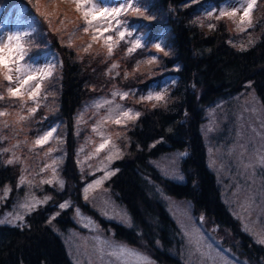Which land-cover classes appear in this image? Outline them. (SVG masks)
Listing matches in <instances>:
<instances>
[{"label": "trees", "instance_id": "trees-1", "mask_svg": "<svg viewBox=\"0 0 264 264\" xmlns=\"http://www.w3.org/2000/svg\"><path fill=\"white\" fill-rule=\"evenodd\" d=\"M0 1H22L34 10L37 3V0ZM143 1L155 19L143 17L142 23L161 25L157 32L164 25L168 27L164 48L167 47L169 55L159 57L158 67L143 63L137 68L133 56L120 64L110 56L87 54L75 37L66 31L59 37L47 26L25 40L26 49L33 54L52 47L61 55L62 68L52 85L61 118H69L85 97L91 92H102L111 81L123 86L143 85L151 70L159 75L174 66L178 68L179 83L166 99L155 106L142 103L139 107L142 112L128 132V153L115 163L118 171L107 181L115 199L125 204L132 226L100 220L111 225L117 237L147 249L159 263L184 264V242L179 228L159 199L150 177L161 181L151 164L153 158L169 150L187 149L188 155L182 160L186 181L164 180L166 191L189 199L195 213H203L210 225L215 222L220 228L226 227L232 238L230 246L246 258L243 264H264V248L242 229L239 219L221 198L220 183L207 165L205 145L198 130L207 106L245 90L247 83L254 88L264 108V0L253 14L252 24L238 33L230 31L223 18L207 14L202 0L190 5L185 0ZM148 14L146 11L145 15ZM59 29L61 34L64 28ZM112 64L117 67L113 69ZM263 168L258 166L264 174ZM61 173L63 190L45 187L52 196L49 204L26 214L22 226L0 225V264H73L59 233L48 223L51 209L59 202L69 197L77 203L81 200L82 182L73 163L69 139ZM19 176V165L6 164L0 157V188L10 184L14 190ZM259 177L258 173L252 174L251 183L255 184ZM261 181L254 189L264 199V180ZM70 212L71 207L61 210L54 220L61 231L66 229L65 223L71 224Z\"/></svg>", "mask_w": 264, "mask_h": 264}, {"label": "rangeland", "instance_id": "rangeland-1", "mask_svg": "<svg viewBox=\"0 0 264 264\" xmlns=\"http://www.w3.org/2000/svg\"><path fill=\"white\" fill-rule=\"evenodd\" d=\"M124 2H131V0H102V3L110 6L118 5ZM233 6L239 7L237 0H225L222 3V10H225V12H230ZM36 8L52 28H57L60 26L65 27L66 30H70L72 28L70 23H76L75 18H73L72 21H65L62 19L63 17H71L72 13L68 11L67 8L58 4L55 0H37ZM213 9L214 7H212V10ZM20 11L21 8L19 6H15L3 20H0V34L15 31H29L31 22L29 20L20 19ZM82 11L83 10H81V12ZM73 16H76V14ZM242 16L243 11L241 10L237 12L235 17H232L233 22L239 29L245 28V26L249 23V17L245 18L243 23H241ZM102 20L103 17H98L97 21H94L93 23L98 24ZM113 24H115L114 21ZM98 31L101 32L103 29L101 28ZM91 37H93L92 33ZM100 43L104 44L101 39ZM103 48L105 51H108L107 45L104 44ZM26 61L27 60L22 61L21 63ZM32 61H34L35 66L43 68L49 62L54 64L55 59L53 56L46 54L45 56H41L38 59H34ZM54 70L55 68L53 69L52 73ZM37 79H39V76H37ZM171 80L175 81L176 78L172 76L170 78L167 77L162 81L159 87L156 85L152 86L149 91H152L153 94H164ZM42 83L43 81L40 83V101H43L40 93L44 89L42 87ZM33 84H35V81H30L29 85H25L24 88L21 89V94H27L25 89H28L30 85ZM12 87H16L15 80L13 81ZM0 95H3V91L0 92ZM5 96L10 97L7 91ZM117 98L124 101V99H121L120 95H117ZM228 99H230V97ZM104 101H112V103L107 104L104 103ZM21 103L23 109H20L19 107H0V111L7 113V115L1 117L7 118L9 122L15 124L12 130H8V127L3 125V128L0 131V139L8 140V145L16 147L21 144V142L16 140V137L26 136L27 140L23 146L20 147V150L25 154V156H29V154L33 152L32 147L34 146L35 142L31 141L30 137L28 136V131L33 127L28 128L29 123L24 125V114L29 112V108H37L39 106V101L35 99V101L32 100L27 103L24 102V99H22ZM93 104L95 107L93 109H88V111H91L98 116L97 121H95L94 124L92 123L88 133L85 131V127L87 125L86 121L91 116L86 115L85 113H78L77 117L75 118L74 133L76 134L78 140H81L82 138V142L80 144L82 146L76 155L79 167L82 170L89 171L90 173L101 170L103 173L107 174L110 172L109 169L111 160L115 157H118L122 151V136L119 135L121 130L119 129V126L124 124L127 120V118H124L120 115V110H111L116 109V106H120L121 110L133 109L134 111H138V106H122L123 104L114 101L112 98H101L95 101ZM97 104L100 106L97 107ZM46 105L47 103L44 106ZM40 108L41 107L39 106V109ZM53 116H55V113ZM21 117H23V119H21ZM116 118L121 119L120 124H116L114 122ZM228 118L231 119V131H229V133L225 136L228 144L227 150L224 152V150H221L223 145H215L214 139L218 130L220 131L221 122ZM52 129H54V126L46 130V132L51 131ZM201 130L207 145L210 165L218 166L222 174L225 176L231 172V167L234 168L233 174L230 175L229 182L223 183L229 205L238 214V217L241 219L244 227L255 235L257 233L259 235V240H264L263 232L258 228L257 223L251 217L252 207L247 183V179L250 181L251 177L245 176V173H250L252 167L255 169L256 164H258L264 156V117L259 104L252 98L250 92L246 95L238 96L235 99L232 98L230 100L218 102L215 106L208 109L206 122L202 125ZM44 134L45 132L41 136ZM14 135H16V137H14ZM90 135H95L97 140L92 139ZM59 137H61V134H59L57 139ZM33 138L37 140L39 137L35 138L33 136ZM55 138L56 132L53 131L52 136L48 138L47 142L43 143L42 145L35 144L40 150H44V152L37 154L39 159L41 158L39 161L40 165L36 170L32 169L27 171L24 174L25 183L23 185L19 183V185H39L40 181L37 178H33L31 175H28L30 172H36L37 170L40 171L37 174L38 178L47 177L49 180L55 182L61 179L58 172V166L61 158L63 157V151L59 145H49V142L54 143V140H57ZM101 143L105 144L103 149H99ZM117 152L119 155H117ZM109 157H111V159H109ZM35 160L29 156V159L26 163L30 165L31 163L33 164ZM179 164V157L176 153L167 154L155 161L157 169L164 177L181 181L183 179L180 178L182 177V174L179 170ZM99 179L101 180L99 176H96L95 178L94 176H91L90 181L84 188L88 187L89 184H93L94 186L89 189L87 194L88 199L86 201L84 198V202L87 203L94 211H96L103 219L129 226L131 224V217L125 204L115 200L112 197L109 189L106 186H103L104 180H102L101 184L95 185V181ZM29 187L31 188V186ZM34 188L35 187H33V189ZM9 192L7 195H4V191L0 192V202L3 198L9 195ZM24 194L26 195L16 204L15 207L8 209V211L3 212V214L0 215V220L8 221L14 215H24L27 211L20 207V205L25 203L26 197L34 196L36 199L42 200L46 196L44 193H40L41 195L32 193L31 190H28L27 186ZM173 198L174 197L171 195L165 196V199L169 203V209L171 212L175 210L181 214H184L190 211L186 203L183 201H174ZM260 203L261 202L257 200L256 206H258ZM57 212H59V210L55 211L53 215ZM84 215L90 219L89 222H82L80 218L76 217L75 212H73V219H75L78 224L77 230L73 231L72 234L68 233L67 241L60 235L65 245L67 242L66 248L68 246L70 253H73L75 264H145L143 259L144 257H146L151 262V264H156L154 261H152V258L148 254L134 246H130L119 241L115 237L111 226H103L91 214L84 213ZM124 216L128 218L127 222L123 219ZM191 218L194 219L193 216H191ZM188 220L189 219L186 218V222L181 221L179 224L182 231L189 236L192 245L201 251V257L209 259L212 258V262L210 264H231L230 261L224 262L222 260L223 255L228 252V249H220L219 245L216 244L220 240L216 236L217 231L214 233L210 230L207 231L203 226L205 237L209 238L208 243L203 239L204 235L202 234V226L198 223H196L195 226H189L187 222ZM258 225H260V223ZM113 244L125 245L128 249H131L133 252L139 253L141 255L136 256L132 255L130 252H122L119 248L112 247ZM212 245L213 247L211 248ZM109 251H112L114 254L110 255Z\"/></svg>", "mask_w": 264, "mask_h": 264}, {"label": "snow or ice", "instance_id": "snow-or-ice-1", "mask_svg": "<svg viewBox=\"0 0 264 264\" xmlns=\"http://www.w3.org/2000/svg\"><path fill=\"white\" fill-rule=\"evenodd\" d=\"M76 6L77 11H82L83 18L85 20V23L88 25V27L84 28V32H88L89 28L93 29H103V31L100 32V36H103L104 32H110L115 31L116 37H118L117 40H113V36L109 35L105 38L104 43L108 46V53L111 55L112 48L115 46V44H118L119 41L123 40L126 43L130 44V47L127 48V54H131L133 51H135L137 48H141L145 45H142V41L140 38L134 37V32L130 29V26L128 25L127 21L121 20L120 17L127 15L129 12L144 17L145 20H152L155 19L154 14L150 12L146 7H143L136 2V0H131V2H124L120 3L118 5H107L102 3V0H71ZM195 0H185L186 5H190L194 3ZM237 3H239V7H232V10L230 12H225V10H221L219 13V16L217 17L222 18L225 15L231 17H235L238 11H243V16L241 17V23L245 20V18L249 17V14L253 10L254 6L257 3V0H237ZM87 6V7H85ZM148 11L149 14L145 15V12ZM209 15H211V12H209ZM98 17H103V20L98 23L94 24V21H97ZM110 17V19H109ZM113 21L115 24H113ZM251 21L249 20V24ZM211 28L212 26L209 25ZM31 33L29 31H15V32H8L5 34H0V78H2L3 81L7 82L6 85V91L10 97H19L23 98L21 94V89L24 88L25 85H29L30 81H35V84L30 85L28 89H25V92L28 95L29 99H32L35 101L36 96L39 93L40 90V83L47 77L51 76L53 69L56 67L55 64L49 62L45 67L41 68L38 66H35L34 61L29 59L28 61L21 63L22 61H25V57L28 55L27 49L25 47V38L28 37ZM93 40L98 39L96 35H93ZM132 38V39H127ZM112 41V44H109V42ZM70 46V45H69ZM90 48L91 45H88ZM155 48L158 52H163L164 56H168L169 52L165 51L164 48L160 43L155 44ZM87 51V49H85ZM157 58L152 57L147 63H153ZM116 64H112V68H116ZM139 65H137V68ZM15 74V76H14ZM37 76H39V79H37ZM16 82V87H12L13 81ZM195 87V85H193ZM248 87H251L249 84ZM130 94L134 95L135 93H129V92H123L120 93L119 91H113L112 96L115 97L117 95H120L121 99H124L128 97ZM3 95H0V100H3ZM141 100H148V101H161L164 99L163 93H155L153 94L152 91H149L146 96L141 95ZM104 103L111 104L112 101H104ZM97 107L100 105L97 104ZM155 106V105H154ZM21 107H23L21 105ZM120 110V115L127 119H135L140 116L139 111H134L133 109H127V110H121L120 106H116V109H113L111 111ZM29 113H34L36 111V108H29ZM7 115L6 112L0 111V116ZM23 119V117H21ZM116 124L121 123L120 118H116L114 121ZM7 126V125H6ZM95 130V129H94ZM55 131V129H52L51 131L45 132V134L41 137H39L35 144L42 145L43 143L47 142L48 138L52 136V132ZM154 146V145H153ZM105 147L104 143H101L99 146V149H103ZM98 149V151H99ZM4 151H9V149H4ZM117 155L119 153L117 152ZM180 156H186L187 153H180ZM111 159V157H109ZM8 164L14 163V160L9 159L7 161ZM261 163L264 164V159H261ZM114 172H108L106 175H114ZM55 175V173H54ZM183 179V177H180ZM101 180H96L95 185L101 184ZM19 183L23 185L25 183V177L21 175L19 177ZM40 183H48L51 184L52 180H41ZM57 183L59 184V188L63 190L64 188V181L62 179L57 180ZM31 186V184L29 185ZM94 185L89 184L88 187L84 188V198L87 201L88 199V191L90 188H92ZM10 191V189L5 188L4 189V195H7V193ZM49 200H51V196L46 195L42 200L36 199L34 196L26 197L25 203L20 205V207L24 208L25 211H32L35 210V208L38 205L46 204ZM71 201L65 200L64 202L60 203L58 205L60 210H66L69 207H71ZM75 215L77 218L82 217L81 210L77 207L74 209ZM59 215V212L52 215L48 223L51 224L53 220L56 219V216ZM123 219L127 222V217L124 216ZM24 220L23 214H17L14 215L12 218H10L7 222L14 223L17 221L22 222ZM4 220H0V223H4ZM261 243H264V240L260 241ZM107 243V242H105ZM112 247L119 248L122 252H130L132 255L140 256L141 254L133 252L131 249H128L125 245H115L113 244ZM109 254H114L112 251H109ZM145 264H151V262L144 257Z\"/></svg>", "mask_w": 264, "mask_h": 264}]
</instances>
